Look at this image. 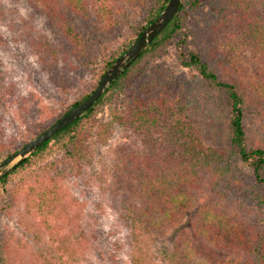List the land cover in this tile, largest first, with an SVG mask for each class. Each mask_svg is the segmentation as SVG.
Listing matches in <instances>:
<instances>
[{
	"label": "trees",
	"instance_id": "obj_1",
	"mask_svg": "<svg viewBox=\"0 0 264 264\" xmlns=\"http://www.w3.org/2000/svg\"><path fill=\"white\" fill-rule=\"evenodd\" d=\"M27 1L47 16L63 43L21 21L2 3L0 20L36 57L39 76L63 97L78 86L73 73L95 69L97 76L93 88L60 113L34 111L28 98H16L14 86L8 85L11 103L32 115L43 113L30 123L35 138L87 99L169 0ZM204 1L211 7V19L205 30L189 35L185 25ZM126 28L132 31L124 48H108L119 42ZM191 36L197 40V53L189 50ZM176 41L182 66L197 72L193 87L164 68L147 71L149 59L164 54ZM248 54L255 63H264V0H181L168 27L84 116L0 179V264L24 261L23 241L1 221L21 198L27 199L28 214L49 236L51 264H75L74 218L57 186L67 175H81L94 129L106 143L114 125L129 128L138 142L135 149L124 150L115 180V192L128 201L115 209L136 251L141 238L170 229L179 233L175 244L186 260L203 256L206 263L200 264H238L237 258L241 264H264V226L254 217L264 220V87L261 72L258 84L247 80ZM1 66L0 83L5 79ZM108 109L111 121L101 122L98 117ZM30 141L4 142L0 125V164ZM209 188L214 193L210 201L204 194ZM231 210L240 215L235 217ZM185 218L190 228L181 234ZM220 251L225 254H217ZM36 258L48 264L47 256ZM133 261L137 264V258Z\"/></svg>",
	"mask_w": 264,
	"mask_h": 264
},
{
	"label": "rangeland",
	"instance_id": "obj_2",
	"mask_svg": "<svg viewBox=\"0 0 264 264\" xmlns=\"http://www.w3.org/2000/svg\"><path fill=\"white\" fill-rule=\"evenodd\" d=\"M0 3L5 5L8 10L18 13L21 16V21L26 20L33 23L37 28L42 29L46 36L59 40L57 42L59 44L63 43L60 42L62 38L57 29L50 26L47 16L42 11L35 10L27 0H0ZM211 16V7L207 1H204L199 11L190 15L185 25V31L189 35L195 36L197 32L205 30ZM131 31L130 28H126L122 32L119 42L109 45L108 48L111 50L117 47L124 48ZM15 38L10 25L0 20V62L5 74L4 81L0 83V118H2L0 125L4 142L10 138H17L21 142L34 139L31 138L30 123L40 120L43 113L46 114L52 110H56L57 113L64 111L83 93L92 89L97 80L95 69L92 71L83 70L78 74L73 73L72 75L78 81V86L74 89L75 93L66 94L67 98L60 96L49 85L46 78L39 76L38 61L32 55L29 47ZM196 41L195 37L191 36L188 47L189 50L197 53ZM249 54L245 56L244 61L245 75L249 77L247 80L258 84L257 79L261 72V86L264 87V63L259 64L262 61L257 62L258 64L255 63ZM97 66L101 68L102 63L99 62ZM146 68L147 71L164 68L167 74H171L180 81H186L191 87L198 82L196 70L185 68L179 60L178 41L169 45L164 54L149 59ZM235 70V68H231L234 73ZM8 85L14 86L17 93L16 98L19 96L28 98V106H31L34 111L39 110L43 113L32 115L15 103H11L6 96ZM98 119L101 122L109 123L111 121L109 109ZM98 132V129H94L92 137L87 141L88 155L81 175H67L57 186L64 196L63 204L69 208L71 216L74 218V234L78 243L72 261L75 264H134L133 259L137 258V264L206 263V257L203 256L193 257L192 260L183 258L176 246L179 233H174L170 229L154 232L153 235L141 238L140 250L136 251L130 245V230L124 226L120 220V214L115 209V206H120L128 201L125 200L122 192H115V180L116 169L123 157L124 150L135 149L138 142L134 133L126 126H112L106 143H102ZM49 184L44 185L43 190L51 185ZM204 194L209 197L208 201L214 197L210 188L204 191ZM26 200V198H21L19 202L12 205L9 214H4L1 217L2 225L11 227L24 243V261L15 260V262L18 264H41L38 262L40 259L36 257L38 254H43L48 257V264H51V241L40 227L38 220L28 214L25 207ZM203 200L204 198H201V201ZM5 205L7 204L4 203ZM132 211L134 212V210ZM231 214L237 217L240 215V211L231 210ZM254 217L258 218L259 226H264V220L256 215ZM188 222V218L183 220L180 226L181 234L184 233L183 231L189 230ZM207 249L213 251L211 247H207ZM217 254L224 255L225 253L220 251ZM32 255L37 256L32 257ZM65 258L68 257L65 256ZM237 263L241 264V259L237 258Z\"/></svg>",
	"mask_w": 264,
	"mask_h": 264
},
{
	"label": "water",
	"instance_id": "obj_3",
	"mask_svg": "<svg viewBox=\"0 0 264 264\" xmlns=\"http://www.w3.org/2000/svg\"><path fill=\"white\" fill-rule=\"evenodd\" d=\"M181 0H169L162 13L143 32L141 37L107 70L96 89L77 107L41 135L32 139L17 153L0 164V179L12 173L30 158L43 144L52 139L67 126L84 116L107 92L113 82L127 71L132 64L149 48L154 40L168 27L177 16Z\"/></svg>",
	"mask_w": 264,
	"mask_h": 264
}]
</instances>
